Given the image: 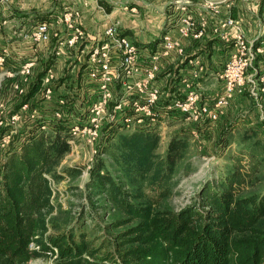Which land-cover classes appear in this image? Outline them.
I'll list each match as a JSON object with an SVG mask.
<instances>
[{
	"label": "trees",
	"instance_id": "obj_1",
	"mask_svg": "<svg viewBox=\"0 0 264 264\" xmlns=\"http://www.w3.org/2000/svg\"><path fill=\"white\" fill-rule=\"evenodd\" d=\"M44 73L31 82L20 108L40 95ZM62 121L31 135L1 166L0 264L54 257L58 264H264V190L247 191L260 181L264 145L259 141L251 150L262 158L250 173L236 164L203 186L197 201L175 211L165 201L174 192L189 138H173L161 155L158 133L140 126L121 132L105 149L117 175L102 157L96 159L73 226L49 234L51 225L60 227L51 218L57 209L53 184L82 175L80 168L59 171L72 149L73 122ZM250 135L242 137H255ZM250 157L253 163L256 156ZM111 214L116 220H106ZM101 231L97 244L90 235Z\"/></svg>",
	"mask_w": 264,
	"mask_h": 264
},
{
	"label": "rangeland",
	"instance_id": "obj_2",
	"mask_svg": "<svg viewBox=\"0 0 264 264\" xmlns=\"http://www.w3.org/2000/svg\"><path fill=\"white\" fill-rule=\"evenodd\" d=\"M175 2L170 5L171 8L175 7ZM47 22L54 29L59 28L67 38L69 32L66 26H63L62 23L56 24L53 21L47 20ZM31 31L32 29L23 33H13V37L4 33V37L0 38V170L11 151L19 149L22 143L33 134L53 130L55 123L62 121L60 120L62 118L66 120L62 122H73L75 127L76 125H87L88 131L95 129V127H90L89 118L93 115L91 109L99 95L98 91L95 93L97 84L89 82L88 77L85 75L86 64L83 65V59L76 57V54L78 56L81 54L82 49L87 51L88 48L83 46L79 50V48L65 47L61 51L63 56L61 54L57 55L58 43L51 41L40 44L35 42L36 44H34L31 36H29ZM23 39L24 41H30L26 48L23 46ZM30 46L31 49H28ZM77 50H79L78 53ZM85 54H88V52H85ZM59 56H62L66 61L65 67L63 61L61 68L58 69L57 65H60V63L56 64V62ZM30 63H33L31 74H24L22 72L24 66ZM49 69L53 71L54 75H58L53 81L45 85L44 78ZM73 72H77L78 77H72ZM39 73L45 74L40 95L36 100L23 104L20 108L22 98L28 93L29 85L32 81L34 82ZM48 85L52 87V93L47 97L45 89L48 88ZM118 99L119 93H116V97L109 102L105 120L97 128L98 137L96 140L89 133H78L76 136H72L71 130L75 127L73 125L68 127L72 149L64 158L59 171L61 172L66 168H80L82 175L67 178L59 184H53L55 191L53 202L57 205V209L51 215V218L55 220L54 224L57 222L60 227L54 229L51 225L49 234L56 235L73 226L75 217L80 210V204L83 202L80 194L89 181L90 171L96 159L102 157L110 170L117 175L115 165L105 154V149H109L108 146H110L111 141L119 133L139 130L138 126L133 125L130 128L120 127L122 123L116 112H114ZM61 100L65 102L64 105H61ZM58 107L62 110L68 108L70 110L62 111L58 110ZM170 114L163 113L161 110L158 122L141 125L140 127L149 128L159 134L161 140L158 152L161 155L166 153L167 147L173 138L182 136L189 138V151L185 160L177 169L174 192L165 201V206L175 211H179L197 201L203 186L222 178L224 174L235 168L236 164H242L244 170L250 173L249 167L254 166L262 158L260 154L256 155L251 150V146L255 141L261 142L262 146L264 145V131L256 125L248 124V120L244 121V118L240 116V119L233 118L227 130L224 128V132H221V134L218 133L213 136L212 133H209L205 137H198L199 134H192L186 129L183 130L178 127L180 122L173 121V117H181L180 114L174 113V116L171 114L172 117H169ZM252 115L256 117L258 112ZM84 129V126L81 127V130ZM262 129L264 130V128ZM245 132L251 134L250 136L255 134V137L247 141L242 137ZM252 155L253 157L256 156L253 163L250 162V156ZM258 169L260 171L258 173L260 181L255 187L246 186L248 192H261L264 190V161ZM112 215H108L106 220H116L117 216ZM90 224V222L86 224L88 228ZM116 233L118 231H111V234ZM102 234L103 231L99 234L90 235V238L95 239L99 244L101 242L99 237ZM27 264L58 263L56 257H54L34 259Z\"/></svg>",
	"mask_w": 264,
	"mask_h": 264
},
{
	"label": "crops",
	"instance_id": "obj_3",
	"mask_svg": "<svg viewBox=\"0 0 264 264\" xmlns=\"http://www.w3.org/2000/svg\"><path fill=\"white\" fill-rule=\"evenodd\" d=\"M174 1H181L194 18L198 29H203L204 34L196 40L182 38L184 54L179 56L172 53L170 57L162 60V70L154 83L163 92L162 103L158 107L160 116L161 110L170 114L165 110V105L170 100L186 96L183 80H192L194 73L200 68L202 72L197 80L194 79L193 84L197 85L202 100L211 105L223 95L225 85L219 75L233 50V45L221 40L214 30L224 19L232 18L239 22L243 35L254 41L257 49H261L257 54L255 67L261 73L264 71V0H0V38L4 37V33L13 37V33H23L47 20L65 26L63 17L71 12L80 14L79 26L86 36L79 50L83 46L88 50L82 49L79 56L76 54L77 58L83 59V65L88 58L85 52L89 53L94 45L105 41L107 29L115 23H119L121 33L129 36L141 49L142 58L147 62L152 54L161 51L164 35L169 33L174 38L179 37L177 24L181 14L170 7ZM236 31L231 29L227 32L231 41ZM28 42L30 43L29 40L24 41L25 48L28 47ZM28 49H31V46ZM62 56H59L56 62L60 63L57 65L58 69L63 61L65 67L66 60ZM57 75L55 74V78ZM72 75L78 77L77 72ZM255 112H258L259 116L253 117ZM171 114L169 117H172ZM239 116L244 118V121L248 120V124L256 125L264 131V94L259 91L256 94L247 91L245 95H235L223 109L217 122L196 124L186 121L182 116H174L173 121L180 122L179 128L192 134L197 133L198 137H205L209 133L213 136L221 134L224 128L227 130L232 119H240Z\"/></svg>",
	"mask_w": 264,
	"mask_h": 264
},
{
	"label": "built area",
	"instance_id": "obj_4",
	"mask_svg": "<svg viewBox=\"0 0 264 264\" xmlns=\"http://www.w3.org/2000/svg\"><path fill=\"white\" fill-rule=\"evenodd\" d=\"M175 12L181 14L177 29L178 38L172 37L169 33L162 38L161 51L152 54L146 62L142 58L141 49L133 40L121 33V26L115 23L109 27L105 33L106 40L94 45L88 53L86 61V76L89 82L97 84L99 92L98 99L93 104L89 118L90 127L87 125H76L71 130L72 136L78 133H89L96 140L98 137L97 128L105 120V113L110 101L119 93V99L114 109L122 123L121 126L130 128L158 122L160 113L158 107L162 103L163 92L155 86L158 74L161 72V62L176 53L179 56L184 54L181 39H200L204 32L198 29L194 18L188 13L187 8L181 1L175 2ZM79 14L68 12L63 17V22L68 30L67 38L58 29H54L50 23L43 22L37 25L30 32L31 39L37 43H58L57 55L62 49L80 48L86 40L82 28L79 26ZM237 30L233 37L227 33L229 30ZM214 33L221 40L233 45V50L219 75V79L224 83L225 89L213 104L209 105L202 100V95L193 84L194 79L199 78L202 68L194 73V78L184 79L183 85L186 88L184 98H173L165 105L167 113L180 114L188 122L202 124L203 122L218 121L223 109L229 104L235 95L264 94V71L261 73L255 67L257 54L261 49L256 48L254 41L248 40L240 31V24L232 18L224 19L220 26L215 28ZM33 63L24 66V74L30 75ZM55 78L51 69L48 70L44 78L45 85ZM88 87V86H87ZM51 86L45 89L47 97L52 93ZM118 90V91H117ZM94 93V94H95ZM64 105V101H60ZM27 106V105H25ZM61 117V115H60ZM85 127L81 130V127Z\"/></svg>",
	"mask_w": 264,
	"mask_h": 264
}]
</instances>
